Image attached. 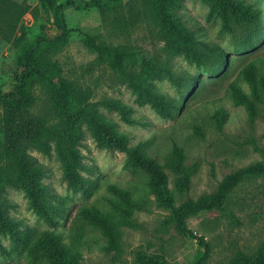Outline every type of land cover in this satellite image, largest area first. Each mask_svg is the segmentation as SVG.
<instances>
[{
	"label": "rangeland",
	"instance_id": "374dc122",
	"mask_svg": "<svg viewBox=\"0 0 264 264\" xmlns=\"http://www.w3.org/2000/svg\"><path fill=\"white\" fill-rule=\"evenodd\" d=\"M40 7V0H15ZM74 2L63 13L70 29L69 42L64 47L59 60L65 68L74 71L83 88H89L93 101L106 98L117 99L133 109V117L138 125L123 121L119 112L100 106V112L115 120L121 132L130 137L133 147L144 144L149 155L155 156L164 164L171 153L173 143L182 146L185 165L193 170L187 189H180L177 176L169 169L168 188L175 205L180 207L189 200L197 201L205 195L217 193L221 184L232 174L264 162V29L260 25L242 26L234 20L232 30L223 28V21L203 0H185L182 16L198 37L213 45L220 46L232 61L229 68L220 73L210 74L206 67L189 61L181 54L173 58L174 68L186 71L198 78L200 91L182 99L174 83L157 78L152 81L157 88L187 105L173 118H163L150 105H143L131 87L119 82L115 75L94 69L88 72L87 66L96 59L85 46L88 35L102 34L108 42L123 40L122 35L108 32V27L97 7L88 6L93 0H58V4ZM130 0H122L127 3ZM254 9L264 7L263 0H243ZM55 10L50 18L43 10L40 14L27 13L22 26L28 31L30 40L42 27L50 37L61 32L54 26ZM141 21L132 38L138 45L152 49V35ZM263 34V36L261 34ZM21 32L11 42H0V93L5 99L0 107V153L12 140L22 133H31L30 123L21 116L20 99L16 95L18 57L21 54ZM257 64L258 90L241 74L248 63ZM233 83L237 87H233ZM39 94V92H37ZM47 106L37 103L34 117L45 116ZM219 109L229 113L223 130L207 125L203 115ZM201 129H199V128ZM85 138L80 152L83 162L97 169L87 177L97 180L91 193L74 192L69 189L64 178V168L55 149L46 154L38 149H29L47 170L43 179L51 192L58 196L68 208L66 219H60V226L47 223L31 207L28 197L21 189L7 185L3 194L15 204L10 216L20 220V230L39 233L43 230H57L71 246L82 255V264H141L137 254L161 256L167 264H193L202 249L196 238L182 234L174 220L171 209L158 204L151 193L149 174L143 168L131 167L126 152L110 150L99 146L90 132L85 130ZM111 186L128 190L134 201L140 205L129 218L130 225L120 227V251L106 250L107 238L95 225L84 224L80 215L84 208L97 207L104 213L118 217L112 212L111 202L117 200ZM188 227L198 236H204L212 246L207 264H229L239 250L252 252L264 242V176H250L234 188L222 208L203 211L191 216ZM0 264H50L40 256H33L27 250L16 253L9 234L0 231Z\"/></svg>",
	"mask_w": 264,
	"mask_h": 264
},
{
	"label": "trees",
	"instance_id": "16d2710c",
	"mask_svg": "<svg viewBox=\"0 0 264 264\" xmlns=\"http://www.w3.org/2000/svg\"><path fill=\"white\" fill-rule=\"evenodd\" d=\"M223 21L225 30H232V22L242 26L260 25L264 29V7L254 9L243 0H203ZM264 1V0H263ZM74 2L58 4V0H40V7L15 0H0V42H11L21 32V54L18 57V74L16 95L20 99L21 116L27 125L31 119V133H22L12 140L0 153V231L9 234L16 253L25 250L33 256H40L50 264H82L81 252L68 244L64 235L57 230H43L39 233L20 230V220L10 216L15 204L3 194L7 185L21 189L29 199L31 207L51 226L59 227L60 219L68 216L67 205L53 194L48 185L42 181L47 177V170L29 149H38L50 154L55 149L64 168V178L69 189L74 192L91 193L97 186V180L91 176L97 169L83 162L80 152L85 138V130L91 133L99 146L110 150L126 152L131 167L143 168L149 174L148 186L156 196L158 204L171 209L179 231L199 241L202 249L193 264H207L211 257L212 246L204 236H198L188 227V219L203 211L220 209L227 202L229 194L250 176H264V162L237 171L229 176L217 193L205 195L199 200H189L177 207L168 188L166 169L177 176L180 189H187L193 170L185 165V153L174 142L171 153L162 164L155 156L148 154L144 144L133 147L130 137L121 132L120 125L100 112V106L119 112L123 121L138 125L133 117V109L117 99L106 98L92 100L89 88H83L78 77L71 69H66L58 56L69 42L70 29L66 25L64 9ZM88 6L97 7L108 27V32L122 35L123 40L108 42L102 34L88 35L85 46L96 59L87 66V71L94 69L115 75L119 82L132 88L143 105H150L163 118H173L186 107L181 99L174 98L160 91L154 79L165 78L179 89L182 99L187 95H196L202 89L198 78L186 71L174 68L173 58L183 54L189 61L206 67L210 74L220 73L231 67L232 61L220 46L198 37L182 16L185 0H93ZM55 10L53 24L61 32L50 37L45 27L40 29L33 40L22 26L27 13L40 14L43 10L50 18ZM143 21L152 35V49H146L132 38L134 31ZM261 34V33H260ZM263 36V34H261ZM264 65V56L262 57ZM241 74L246 77L253 89L258 90L257 64L248 63ZM264 82V75L261 76ZM233 87L237 84L233 83ZM196 89H199L196 91ZM39 92V94L37 93ZM47 106L45 116L34 117L37 103L42 101ZM5 99L0 93V107ZM229 113L219 109L214 113L203 115L207 125L223 130ZM199 128V127H198ZM201 129V128H199ZM117 200L111 202L113 214L104 213L97 207L84 208V224L95 225L107 238L106 250L120 251V227L130 225L129 218L140 205L133 200L131 192L111 186ZM141 264H167L161 256L137 254ZM229 264H264V242L252 251L236 252Z\"/></svg>",
	"mask_w": 264,
	"mask_h": 264
}]
</instances>
